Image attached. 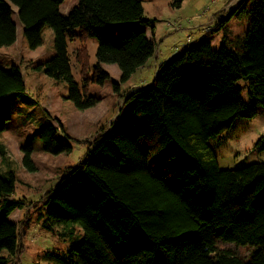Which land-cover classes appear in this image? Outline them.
<instances>
[{
	"label": "trees",
	"instance_id": "obj_1",
	"mask_svg": "<svg viewBox=\"0 0 264 264\" xmlns=\"http://www.w3.org/2000/svg\"><path fill=\"white\" fill-rule=\"evenodd\" d=\"M65 1L0 0V48L17 40L11 4L32 49L42 45L41 30L49 25L56 54L38 69L64 80L67 99L86 110L101 101L88 92L109 80L105 64L118 65L127 82L151 61L156 45L145 30L131 27L119 43L104 37L112 24H148L142 0H79L63 15ZM213 18L212 30L159 65L152 83L126 94L85 157L46 191L43 228L71 239L65 255L47 253L50 263L264 264V162L223 170L210 145L236 119L254 118L264 108V0H238ZM239 19L246 30L233 37L230 24ZM80 37H97L99 44L92 67L87 48L76 50L78 82L68 43ZM25 91L21 68L0 61V158L8 163L0 172V264L15 263L26 232L27 223L8 219L26 201L15 198L17 176L3 140L11 119L4 103ZM58 132L52 123L39 129L43 150L53 156L72 150ZM255 147L264 150V135ZM22 149L24 166L36 171L33 148ZM220 242L255 250L246 260Z\"/></svg>",
	"mask_w": 264,
	"mask_h": 264
},
{
	"label": "rangeland",
	"instance_id": "obj_2",
	"mask_svg": "<svg viewBox=\"0 0 264 264\" xmlns=\"http://www.w3.org/2000/svg\"><path fill=\"white\" fill-rule=\"evenodd\" d=\"M228 1L142 0L144 19L148 24H112L106 29L104 37L119 43L124 30L130 27L145 30L156 45L154 57L124 83L121 82L118 65L105 64L104 69L110 75L109 80L103 86L91 84L88 92L101 101L86 110L77 109L67 99L69 91L64 80L54 79L38 69L40 64L56 54L53 29L49 25L43 26L41 30L43 43L32 49L28 38L24 35V26L18 17V8L10 3L13 10L12 18L17 24V40L13 45L0 48V61L19 66L26 83L24 93L13 95L4 103L9 109L11 118L7 122L3 140L17 176L14 195L16 199L26 201L24 209L15 210L8 218L21 226L27 223L25 235L21 240L22 251L14 264H54L47 258L48 252H57L60 255L68 252L71 246L70 237H64L60 230L44 229L43 221L40 220L43 212L42 200L46 196V191L59 180L68 167L76 165L85 157L89 142L102 128L109 127L117 117L126 94L133 88L147 87L153 82L159 65L171 60L185 46L199 41L206 32L203 34L201 27L197 26H207L212 23L214 15L221 12ZM78 3L79 0H66L61 6V13L66 15ZM231 4L229 7L226 6V9L230 8ZM246 26L245 19L233 20L230 24L232 36L243 34ZM213 27L214 24L205 30H212ZM218 40L220 36L213 40L216 47L219 46ZM98 44L97 37H80L69 41L72 70L78 82L81 81V75L75 60L76 50L81 47L87 48L92 67L96 63ZM243 98L247 99L246 94H243ZM49 123L59 128L57 139L72 147L70 153L53 156L43 150L39 129L42 124ZM263 135L264 108L259 107L258 114L254 118L236 119L230 130L210 141L217 154L219 168L240 169L252 163L264 162V150L255 147ZM27 144L33 148L32 160L36 166L34 172L29 171L23 164L26 152L22 147ZM7 167L8 163L2 164L0 158V172ZM75 228L76 233L82 237L80 227L75 226ZM219 244L223 249H229L246 260L255 250L247 245L225 242Z\"/></svg>",
	"mask_w": 264,
	"mask_h": 264
},
{
	"label": "crops",
	"instance_id": "obj_3",
	"mask_svg": "<svg viewBox=\"0 0 264 264\" xmlns=\"http://www.w3.org/2000/svg\"><path fill=\"white\" fill-rule=\"evenodd\" d=\"M223 10H226V5H225V8H223ZM215 22L213 21L212 23L208 24L207 26L206 25H202V26H197V27H201V30L203 31V34L204 32H207L205 29H207L208 26H212ZM148 35V34H147Z\"/></svg>",
	"mask_w": 264,
	"mask_h": 264
},
{
	"label": "built area",
	"instance_id": "obj_4",
	"mask_svg": "<svg viewBox=\"0 0 264 264\" xmlns=\"http://www.w3.org/2000/svg\"><path fill=\"white\" fill-rule=\"evenodd\" d=\"M237 1H238V0H237ZM237 1H236V2H237ZM233 2H234V1H233ZM236 2H235V3H236ZM235 3L231 4V6L234 5Z\"/></svg>",
	"mask_w": 264,
	"mask_h": 264
}]
</instances>
